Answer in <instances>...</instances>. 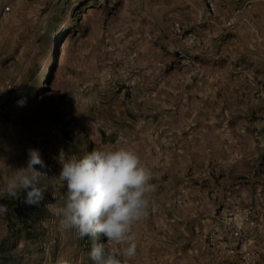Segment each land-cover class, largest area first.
Returning <instances> with one entry per match:
<instances>
[{
	"label": "rangeland",
	"instance_id": "1",
	"mask_svg": "<svg viewBox=\"0 0 264 264\" xmlns=\"http://www.w3.org/2000/svg\"><path fill=\"white\" fill-rule=\"evenodd\" d=\"M119 147L158 186L129 264H264V0H0V187L39 149L54 202L61 149ZM25 195L0 264H92Z\"/></svg>",
	"mask_w": 264,
	"mask_h": 264
},
{
	"label": "clouds",
	"instance_id": "2",
	"mask_svg": "<svg viewBox=\"0 0 264 264\" xmlns=\"http://www.w3.org/2000/svg\"><path fill=\"white\" fill-rule=\"evenodd\" d=\"M26 104V99L17 102ZM26 166L13 170L2 187L0 196L19 198L26 193L29 206L45 204L53 209L62 231L74 230L79 238L92 241L88 258L92 264H129L137 254L133 228L137 222L157 210L153 172L146 167L138 152L129 147L96 149L81 157L69 155L63 149L56 157L61 165L58 178L65 190L45 203L40 185L48 178L39 149L29 148ZM0 204V214L7 212ZM101 237L106 243L100 242ZM55 264H71L63 256Z\"/></svg>",
	"mask_w": 264,
	"mask_h": 264
},
{
	"label": "built area",
	"instance_id": "3",
	"mask_svg": "<svg viewBox=\"0 0 264 264\" xmlns=\"http://www.w3.org/2000/svg\"><path fill=\"white\" fill-rule=\"evenodd\" d=\"M9 10V6H7V5H5L3 8H2V11L3 12H7ZM41 171H46V170H44V169H41ZM47 172V171H46ZM48 173V172H47ZM233 234H234V236H235V238L237 237V235H238V232L237 231H234L233 232ZM244 255V254H243Z\"/></svg>",
	"mask_w": 264,
	"mask_h": 264
},
{
	"label": "crops",
	"instance_id": "4",
	"mask_svg": "<svg viewBox=\"0 0 264 264\" xmlns=\"http://www.w3.org/2000/svg\"><path fill=\"white\" fill-rule=\"evenodd\" d=\"M235 259V258H234Z\"/></svg>",
	"mask_w": 264,
	"mask_h": 264
}]
</instances>
